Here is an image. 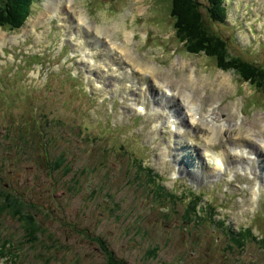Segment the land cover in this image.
Masks as SVG:
<instances>
[{"label": "rangeland", "instance_id": "obj_1", "mask_svg": "<svg viewBox=\"0 0 264 264\" xmlns=\"http://www.w3.org/2000/svg\"><path fill=\"white\" fill-rule=\"evenodd\" d=\"M48 4L36 0L22 29L0 28V182L34 213H56L36 222L52 241L25 243L8 212L0 213V264H108L95 237L125 264H264L261 245L231 249L220 231L203 218L192 223L185 210L191 192L202 193L203 207H218L217 221L264 230V150L251 149L264 139V96L212 59L188 53L175 36L170 0H74L87 17L80 24L65 0L53 16ZM226 4L233 16L217 32L233 52L264 67V0ZM87 24L101 28V37ZM104 31L109 42L128 44L137 63L153 65L163 84L109 45ZM170 83L192 85V109L227 126L209 151V130L189 124L190 106L172 96ZM247 132L239 146L231 142ZM45 155L66 157L71 171L53 170ZM136 158L177 191L170 210L131 169Z\"/></svg>", "mask_w": 264, "mask_h": 264}, {"label": "trees", "instance_id": "obj_2", "mask_svg": "<svg viewBox=\"0 0 264 264\" xmlns=\"http://www.w3.org/2000/svg\"><path fill=\"white\" fill-rule=\"evenodd\" d=\"M170 1L171 15L176 21L174 26L176 37L182 45L186 46L188 53L191 55H205L215 62L218 69L234 73L242 84H248L255 92L264 96V67H261L255 61L239 56L235 51L233 52L230 41L217 32V27L226 23V0ZM35 4L36 0H0V28L8 32L20 30L33 16ZM51 123L49 121L47 124L51 125ZM121 148L125 149L126 152L124 145H121ZM107 151L108 149H106ZM48 160L47 158V162L50 161L51 168L55 171H71L70 161L64 156ZM131 169L137 171L139 179L146 184L149 195L164 209L170 210L166 203L174 204L176 199H179L177 191L168 190L164 185V178L146 166L142 159L136 158V160H133ZM191 194L192 196L185 199V210L186 218H192V223L196 222L195 218H203L204 225H207L213 232H221V237L227 239V247L231 249L245 250L249 244H259L264 249V230L256 235L252 226L239 227L236 230L228 223L225 225V219L217 221L215 213H217L218 207H215L213 203L208 207L211 214H208V217L205 218L202 215L204 208L207 209V207H203L205 194L192 192ZM33 209L34 207H30L19 193L11 191V185H1L0 182V213L9 212L23 215L30 213L28 216H22L20 221L22 232L26 237L25 243L36 246V242L39 244L46 242L44 237H48V241H50L51 235H46L47 230L41 224L36 223L38 221H34L32 217ZM83 231L85 232V229ZM94 239L104 247L108 264H125L118 261L115 253L109 249L105 240L100 237ZM42 246H48V249L52 245L49 246L46 243ZM1 253L3 254V252ZM150 253L155 254L156 251L152 249Z\"/></svg>", "mask_w": 264, "mask_h": 264}, {"label": "bare ground", "instance_id": "obj_3", "mask_svg": "<svg viewBox=\"0 0 264 264\" xmlns=\"http://www.w3.org/2000/svg\"><path fill=\"white\" fill-rule=\"evenodd\" d=\"M61 3H62V0H49V4L47 5V8H48L50 11H52V13H51L52 16H53L54 14H58V13H59L60 8H61V6H60ZM67 3H68V5L66 6ZM73 3H74V0H65V9L69 10L70 13L75 14L74 17L77 18L79 24H80L81 22L86 21V20H87V17H84V16L82 15V13H81V14H78L77 11H76L75 8H74ZM97 27H98V26H97ZM97 27H96V30H92L93 27H90V25L87 24V29H88L87 31H91V30H92L91 34H92L93 37H95V36L98 35V34H99L98 36L101 37L100 35H102V29L99 28V27L97 28ZM104 34H105L104 39H105V41L108 43L109 40H107V38L110 39L112 35H111L110 31H109V32H105V31H104ZM111 39H112V38H111ZM110 41H111V40H110ZM110 44H111L112 46H115L116 48L121 49V51L123 52V57L128 58V60H132V59H134V58H138V57H135L133 54H131L128 44L122 43V45H119V44H117L116 41H114V40L111 41V42H109V45H110ZM125 58H124V60L126 61ZM126 62H127V61H126ZM134 63L136 64L135 68H140L142 74H143V73H145V74H149V75H151V76L153 77V79H154L155 81H159V77H161V76H159V75L156 74L153 65H144L143 63H139V62L137 63L136 59H134ZM140 70H139V71H140ZM189 80H190V79H189ZM222 81L226 82V79L224 78V79H222ZM222 81H221V82H222ZM161 82H164V81H159L160 85L163 84V83H161ZM191 82H192V81H191ZM198 83H199V82H198ZM192 84H193V82H192ZM169 87H170L169 90H170V92L172 93V96H173V97H174V96H179V97H181V98H184V99L186 100V103L189 104V106H190V110H189V112L191 113V118H190V122H189V124H190L191 126H193V127L201 126L202 131L205 132L206 135H207L208 130H209L208 135L211 136L210 144L207 145V147L204 149L205 151H209L208 149H211V143L214 141V138L218 137L219 135H222L223 132L225 131L223 127H227V126H223V125H221V124H220V125H216L215 121H213V120H210L211 123H209L208 120H207V118H208L209 116H211V115H207L206 120H205V119H204V115L200 116V114L197 113L198 111H194V110L192 109V104H195V103H196V96H195V95H192V93H188V92H187V89L191 88L192 85H189V88L185 89V88H183L182 86H180V85H178V84H176V83H173V84L170 83V84H169ZM191 89H192V88H191ZM192 91H193V90H192ZM174 98H175V97H174ZM138 106H139V105H138ZM173 116H174V115H173ZM256 123H257V125H258V121H256ZM249 127H250V126H249ZM236 129H237V128L233 127V128H232V131H237ZM249 129H251V128H249ZM228 130H229V129H228ZM259 130H261V132H263V131H262V127H261V129H260V127H259ZM243 132H244V131H243ZM242 134H243V133H242ZM242 134H241V133H240V134H239V133H236V135H237V136H235L236 138H235L234 135H233V139L231 140V138H230L231 142H233V144H235L236 146H239L240 144H242L241 142L243 141L244 136H246L247 138L250 137L249 132H247V133H246L245 135H243V136H242ZM251 135H252V134H251ZM221 137H222V136H221ZM240 139H242V141H239ZM249 139H250V138H249ZM260 142H261L260 147L256 148L255 146H253L254 148H251L252 150L255 151V153L262 152V151L264 150V139H263V141L261 140ZM244 144L246 145V144H248V142L245 141ZM240 147H242V145H241ZM251 152H252V151H251ZM253 153H254V152H253ZM226 155H228V152H227ZM216 157H217V156H216ZM216 157H215V159H216ZM227 157H228V156H227ZM231 157H232V155H231ZM220 161H221V159H220ZM221 167H222V165L219 163V164H218V168L220 169Z\"/></svg>", "mask_w": 264, "mask_h": 264}, {"label": "flooded vegetation", "instance_id": "obj_4", "mask_svg": "<svg viewBox=\"0 0 264 264\" xmlns=\"http://www.w3.org/2000/svg\"><path fill=\"white\" fill-rule=\"evenodd\" d=\"M26 203H28V202H26ZM28 215H30V213H25L23 215V214H20V213H18V214L15 213L14 214V213H9L8 212L7 213V218L10 219L13 223L17 224V229L22 230V223L20 222V219H21L22 216H28ZM55 215H56V213H50V214L49 213H47V214L44 213V214H42L41 212H39V213L32 212V217H33L34 221H38V222L41 221L42 219H45V218H48V217L49 218H55L56 217ZM44 216H45V218H44ZM77 233H80L78 235H80L81 237H78V235H77L76 236V240H78L81 243L82 239L84 238V232L82 233L79 230V231H77ZM71 234H74V233H71ZM49 239H51V238H49ZM80 260L81 259L77 258V259L65 260V261L68 264H78ZM40 262H42V261H40ZM60 262L63 263L62 260H60ZM45 263H47V261L43 262V264H45Z\"/></svg>", "mask_w": 264, "mask_h": 264}]
</instances>
